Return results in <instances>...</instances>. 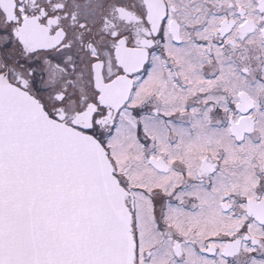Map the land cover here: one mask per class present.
<instances>
[{"label":"snow or ice","instance_id":"1","mask_svg":"<svg viewBox=\"0 0 264 264\" xmlns=\"http://www.w3.org/2000/svg\"><path fill=\"white\" fill-rule=\"evenodd\" d=\"M0 264H264V0H0Z\"/></svg>","mask_w":264,"mask_h":264}]
</instances>
